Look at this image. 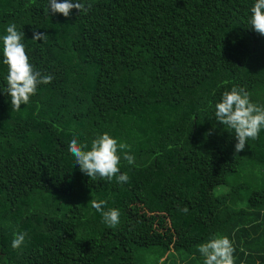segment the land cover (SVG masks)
Instances as JSON below:
<instances>
[{"label":"trees","instance_id":"obj_1","mask_svg":"<svg viewBox=\"0 0 264 264\" xmlns=\"http://www.w3.org/2000/svg\"><path fill=\"white\" fill-rule=\"evenodd\" d=\"M48 2L0 0V264H204L198 246L223 236L234 264H264V128L236 153L215 118L233 87L264 106L255 0H82L91 8L69 17ZM13 23L34 70L53 76L19 111L2 91ZM104 133L126 183L90 179L68 150Z\"/></svg>","mask_w":264,"mask_h":264},{"label":"clouds","instance_id":"obj_2","mask_svg":"<svg viewBox=\"0 0 264 264\" xmlns=\"http://www.w3.org/2000/svg\"><path fill=\"white\" fill-rule=\"evenodd\" d=\"M87 7L82 0H49L48 12L60 13L69 17L72 9L78 12H87ZM251 17L249 25L256 33L264 36V0H255L250 9ZM6 35L3 37V63L7 66L6 87L2 91L10 96L11 109L19 111L21 105H26L30 97L37 91L40 84H49L53 76L47 73L42 74L34 70L26 54L22 40L25 38L23 31H18L13 23L6 28ZM33 40L44 41L46 33L33 31ZM215 118L223 126L233 130L235 140V152L239 153L245 149L248 141L258 138L261 128H264V106L257 105L250 101L249 94L243 89L233 87L231 91L222 93L220 102L215 105ZM88 147L87 144L79 145L74 137L68 146L69 152L75 157V165H79L80 171L92 180L111 181L114 177L117 183H126L129 179L127 173L120 174V159L117 155V140L110 137L108 133L98 135L91 141L90 150H82ZM121 150L127 145L120 144ZM123 158L128 164H133L135 158L124 152ZM119 174V175H118ZM104 201L91 200V206L101 212L102 222L109 228H115L120 223V212L112 208L104 211ZM178 211L187 213L189 209L185 206ZM27 233H18L12 240V248H19L25 241ZM199 253L204 257V264H234V247L228 237H214L198 246Z\"/></svg>","mask_w":264,"mask_h":264},{"label":"rangeland","instance_id":"obj_3","mask_svg":"<svg viewBox=\"0 0 264 264\" xmlns=\"http://www.w3.org/2000/svg\"><path fill=\"white\" fill-rule=\"evenodd\" d=\"M208 188L216 187L215 184L207 186Z\"/></svg>","mask_w":264,"mask_h":264}]
</instances>
